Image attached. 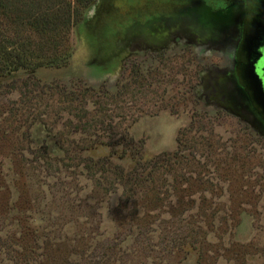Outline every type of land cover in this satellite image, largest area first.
Masks as SVG:
<instances>
[{
  "label": "rangeland",
  "instance_id": "374dc122",
  "mask_svg": "<svg viewBox=\"0 0 264 264\" xmlns=\"http://www.w3.org/2000/svg\"><path fill=\"white\" fill-rule=\"evenodd\" d=\"M10 1L0 41L28 66L0 74V264H264V131L204 94L229 53L147 33L153 2L171 26L185 0H92L52 30L30 24L34 0ZM76 81L124 100L133 153L110 161L136 176L84 160L111 141L71 132L59 91Z\"/></svg>",
  "mask_w": 264,
  "mask_h": 264
},
{
  "label": "flooded vegetation",
  "instance_id": "af4514ba",
  "mask_svg": "<svg viewBox=\"0 0 264 264\" xmlns=\"http://www.w3.org/2000/svg\"><path fill=\"white\" fill-rule=\"evenodd\" d=\"M176 4L180 6L177 8L179 15L171 26H167L163 17L175 15L166 6L153 2L151 5L157 13L146 20L151 29L147 33L156 34L158 28L161 35L169 31L170 40L182 39L186 43L187 39L196 46L215 49L224 45L226 53L230 54L227 56L229 65L226 66L230 72L216 71L213 74L216 77L214 90L205 87L204 94L230 111L236 102L241 107L238 113L247 114L256 122L258 129L264 131V0H185ZM216 14L222 18L217 19ZM256 25L261 27L255 30ZM252 35H255L253 39ZM151 39L154 48H163V42H153L155 36ZM251 68L257 72L261 83L260 99L256 84L250 77Z\"/></svg>",
  "mask_w": 264,
  "mask_h": 264
},
{
  "label": "trees",
  "instance_id": "16d2710c",
  "mask_svg": "<svg viewBox=\"0 0 264 264\" xmlns=\"http://www.w3.org/2000/svg\"><path fill=\"white\" fill-rule=\"evenodd\" d=\"M91 1L92 0H34L28 8L30 13V8L35 10L32 14L34 18H32L30 24H35L34 27H38L40 30H52L66 26L77 14L78 6H85ZM10 4V0H0V5H2V7H7ZM40 5L42 8L41 13L38 11V7ZM10 46H12L11 40L5 38L0 41V74H4L6 70L13 71L18 67L24 68L28 66L26 65L27 60L23 50L17 52L15 48L10 49ZM77 83L78 81L73 84H69V86L67 83H64L59 91L64 103L61 110L66 112L68 115L72 114L77 119V123H75L76 126L74 127L73 124L70 126L74 127L70 129L71 132L73 133L75 131H79L80 133H86L89 136H94L95 139L102 137L104 140L105 138H108V140L111 141V149L108 154L97 157L96 159L88 156L87 158H84V160H91L92 166H94L97 170L98 168H103V164L111 165V167L115 168L113 174L119 176L122 180L123 176H136L137 166L127 169L120 165H114L110 161L113 160L114 156L116 158L122 159L128 155L132 156L131 154L133 153L132 138L128 137V132L122 129L123 125H121V123L123 124L127 118L131 119L130 123L134 122L135 120L134 117L132 118L131 116L127 115V113H122L121 110L123 106H120L118 103L122 104L124 100L120 99L115 94L114 96H107L105 92L100 94V91L95 92L96 89H94L92 86L85 85L86 87H81ZM46 86H48L49 93L50 89H53L56 84L53 82L50 85L46 84ZM107 99H111L109 104L110 107H108L109 102L107 103ZM106 103L107 105H105ZM88 106H90V108H88ZM115 108L118 109V113H115ZM69 122L72 121L69 120ZM129 125L130 124H125L123 127L128 128ZM117 127H121L119 132H115V128ZM184 130H182V132H185ZM117 135L119 137L115 138ZM99 143L104 144L105 142H102L101 140ZM71 144L77 145L75 141H71ZM118 145H120V148H116ZM90 147H94V144L92 143ZM90 147L87 146L83 149H89ZM62 149L64 153L69 152V148L67 147ZM162 163H165L162 171L164 173H172V171H175L176 166L179 164L184 165L186 162H176L175 160L170 162V160L163 159ZM147 166L148 165H145V169ZM149 166H151L152 169L148 171L147 179L153 181L151 175L161 168L156 166L155 170V165L153 163H150ZM89 168L92 169L91 167ZM162 171L160 172V180L163 177ZM177 175L178 173L175 174V176ZM182 176L183 174L179 175L180 178ZM162 182H164V180H162ZM118 183L121 184V180L118 181Z\"/></svg>",
  "mask_w": 264,
  "mask_h": 264
},
{
  "label": "water",
  "instance_id": "95a60500",
  "mask_svg": "<svg viewBox=\"0 0 264 264\" xmlns=\"http://www.w3.org/2000/svg\"><path fill=\"white\" fill-rule=\"evenodd\" d=\"M216 16V18L217 19H220V18H222L221 17V15H215ZM261 27V25H256L255 27H254V29L256 30V29H258V28H260ZM255 37V35H252L251 36V38L253 39ZM260 71H263V68H260ZM254 73V74H253ZM250 77H251V80H252V83H254V84H256V88H257V91H258V93H257V97L260 99L261 98V83H260V81H259V79H258V74H257V72H255L254 71V68H251V70H250Z\"/></svg>",
  "mask_w": 264,
  "mask_h": 264
}]
</instances>
